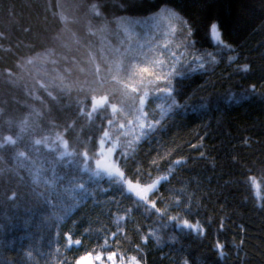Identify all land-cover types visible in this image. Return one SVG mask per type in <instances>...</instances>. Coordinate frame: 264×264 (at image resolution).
<instances>
[{
	"label": "trees",
	"instance_id": "16d2710c",
	"mask_svg": "<svg viewBox=\"0 0 264 264\" xmlns=\"http://www.w3.org/2000/svg\"><path fill=\"white\" fill-rule=\"evenodd\" d=\"M177 3V15L148 19L150 0L142 8L121 0H0V143L17 141L0 148V264H76L88 252L120 264L131 257L139 264H264V200L249 182L264 179V0ZM211 21L230 50L216 48ZM142 53L182 81L181 107L171 112L165 94L156 100L148 86L142 122L156 130L147 140L139 139L134 99L145 88H123V68ZM245 64L249 70H239ZM101 96L109 103L97 113L106 111L114 127L87 115ZM232 96L246 99L223 102ZM104 131L114 161L122 147L129 154L126 178L146 186L168 177L147 193V206L134 203L126 184L121 191L94 175L92 154L98 159ZM45 137L47 144L35 145ZM62 141L71 157L61 159ZM173 217L199 222L203 234L177 227ZM68 235L81 245L69 247Z\"/></svg>",
	"mask_w": 264,
	"mask_h": 264
},
{
	"label": "snow or ice",
	"instance_id": "6c2138e0",
	"mask_svg": "<svg viewBox=\"0 0 264 264\" xmlns=\"http://www.w3.org/2000/svg\"><path fill=\"white\" fill-rule=\"evenodd\" d=\"M128 5L132 8H142L145 6L144 0H121V6ZM93 10L96 15H101V12L99 9L94 5ZM179 10V5L177 3V0H150V8L149 12L147 13V18L151 19L153 15L168 11L172 15H177ZM124 18L122 17L121 20ZM183 23H187V21H183ZM208 29L210 30V33L214 39V43L217 49L220 50H230V46L225 43L222 39V33L220 30V25L217 21H211L207 25ZM192 28L189 26V34L191 35ZM194 45V42H193ZM143 60L137 61L136 63H133L132 61H129V63L123 68V71L125 73V76L129 83H126L123 85L124 89H129L132 93H137L139 91L138 87L135 85H142L145 90L143 91L142 95H139L138 97H135L134 99L138 100L139 107L136 109L138 115L136 117V121L138 123V126L141 129V135L139 139L147 140L151 133L156 130L154 123H148L147 127L142 122V115H146L145 112V102L147 98L149 97V91L148 86L152 85V91L154 93V99L159 100V97L155 96V93H163L165 94V99L167 103V109L166 111L171 112L175 111L176 109L180 108L181 105L177 104V95L181 91V84L182 81L178 80L174 76V72L171 69H168L166 66H164L162 63L157 64L156 66H153L152 63L149 61V58L147 54L142 53ZM174 55V54H173ZM209 60L213 63H215V53H206ZM195 60L199 61V67H204V60L201 56L197 55L194 57ZM234 59V57H233ZM133 60H136L135 57H133ZM174 67V65H173ZM121 70L120 65H117V71L119 72ZM241 71L247 72L249 70V67L247 64H245L241 69ZM97 73H99L100 69L97 67L96 69ZM138 78V79H137ZM115 79V77H113ZM43 87V85H41ZM127 94V93H125ZM49 96H52L53 100L56 99L55 96L52 95L51 92H48ZM39 99L40 97H36ZM243 99H246L245 96H232L226 98L223 102L228 104H238ZM108 97L107 96H101L99 98L93 97V104L91 111L87 113L89 118H93V113H96L95 121L99 125L108 124L111 126H115V121L112 117L108 116L106 111H102L97 113V108H104L105 105H108ZM111 110L113 113L116 112V105L111 104L110 105ZM183 107H187V105H183ZM203 107V105L201 106ZM194 111L199 110L198 108H194ZM81 114H84L83 109H81ZM162 114H164L162 112ZM24 124L27 123V121L23 122ZM131 123V122H129ZM125 127L124 124H120V128L123 129ZM23 131V127L21 129ZM101 131H103V128H100ZM131 130V129H130ZM128 133L125 132L124 135H127ZM109 136L108 131L103 132V137L100 138L99 143L101 146H103L105 143H107V137ZM47 137H45L43 140L36 139L35 145H41L42 143L47 144ZM91 139V138H90ZM16 140H14L11 136L7 137L6 140L3 143H0V148H3L5 144H11L15 145ZM63 147L65 149L64 152L60 153L61 159L64 156L71 157L73 155V152L67 151L68 144L67 141H62ZM130 143V142H129ZM53 151L56 150L55 145L51 149ZM114 145L108 147V152H113ZM134 151V149H133ZM79 155V154H77ZM85 160L89 158V153L86 151L84 154ZM19 156H24V152H20ZM92 159L96 160L97 165H99L100 161L96 158L95 153L92 154ZM129 159V154L127 151L124 150L122 147L119 152L116 153V159L113 163L107 165L103 170V175L101 173H95L94 175L97 176L100 180H104L107 182L109 186L113 184H119L120 190L124 191V185H127V195L130 197L135 195L134 203H137L138 205L143 202V205L147 206L149 204V197L147 193L156 190L157 186L161 183V181L167 180V176H161L159 180H155L152 183H148L146 186H140L139 182L133 183L132 180L125 177V172L122 170V167L126 164L127 160ZM84 161H69V163H83ZM175 164H180V160H176L174 162ZM91 168V165L88 164L85 166L84 171H89ZM250 186L254 189H257L256 197L258 200H264V196L260 195L259 188L261 184H264V179H261L260 181L257 180L256 177H250L249 178ZM83 187V185H82ZM151 207L155 209L156 212H160V209L156 208L155 201H151ZM163 215V213H161ZM173 220L177 221V227H180L182 229H189L192 231H195L199 234H203V228L199 224V222L190 223L188 220L184 219L181 222V218L173 217ZM158 239V237H157ZM68 246L71 247L73 244L75 246L81 245V240L76 239L75 241L72 240V236H67ZM107 246V242H105V247ZM223 245L217 244V249L220 253V255H223ZM109 260H112V255L108 256ZM95 261H100L101 256L100 254H96L94 257L91 252L86 253L84 256L79 257V259L76 261V264H94ZM132 264H139V261L136 260V257H131ZM115 264V262H114Z\"/></svg>",
	"mask_w": 264,
	"mask_h": 264
},
{
	"label": "rangeland",
	"instance_id": "374dc122",
	"mask_svg": "<svg viewBox=\"0 0 264 264\" xmlns=\"http://www.w3.org/2000/svg\"><path fill=\"white\" fill-rule=\"evenodd\" d=\"M107 147L105 145L101 146L100 153L98 154V159L100 161L99 165L96 163V169L100 172L103 173L104 168L114 162V150L113 152H108ZM101 260L100 261H95L94 264H120L122 262L118 261L116 262L114 255H112V260L108 259L109 254H100ZM94 257V256H93ZM132 264V263H131Z\"/></svg>",
	"mask_w": 264,
	"mask_h": 264
}]
</instances>
